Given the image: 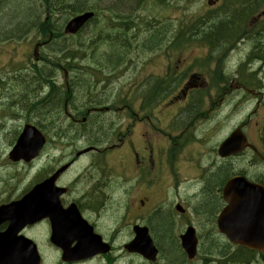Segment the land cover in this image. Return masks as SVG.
I'll use <instances>...</instances> for the list:
<instances>
[{"label":"rangeland","instance_id":"374dc122","mask_svg":"<svg viewBox=\"0 0 264 264\" xmlns=\"http://www.w3.org/2000/svg\"><path fill=\"white\" fill-rule=\"evenodd\" d=\"M66 1L74 2L73 5L75 7L85 4L82 0ZM127 1L128 3L124 4L135 3H132L131 8H128L123 3L119 6L117 4L105 5L108 3L106 0H90V5L97 7V19L77 37L67 38L70 47L80 45L83 49L78 51H61L58 49V46L52 45L43 50L42 61L36 65H34L33 50L38 33L34 27L39 22V18L28 19L30 18L28 16L31 15V17L36 18L39 15L42 16V12H45V0L0 1V204L21 197L22 193L30 185L40 179L41 174L44 175L45 171H48L50 167L63 159L67 152L73 151L75 146L78 149L86 145L101 144L107 138L106 129L108 124L105 123L104 126H98L101 122L98 123L97 114H92V118L87 120L85 125H73L71 123V119H68L64 113L68 98L72 99V105L68 104L69 112L72 113L73 109H75L73 113L75 111L80 112L81 110L82 113H79L78 117L82 121L85 111L93 107L88 105L90 101H95L94 106L96 107L120 106L121 102L115 97V92L138 93L144 91L152 75L163 73L162 68L165 67V64L170 63L172 65L174 74L177 73L179 67L181 70L189 72H195L198 69L201 47L196 42L183 44L178 49L166 50L168 45V37H166L161 42V48L155 47L158 50L155 48L151 49L160 40L162 34L150 35V32L145 31L140 26L139 28L127 31L131 37L130 40L128 39V43H132V46H120L119 42L121 41L118 40V33L122 30L110 25L106 18L109 15L108 11L112 10L116 14L114 16L118 21L120 18V20L127 22L124 20L125 16L132 17L134 13L133 6L139 3L138 0L131 1L130 3L129 0ZM198 1L201 2V0ZM149 3L150 1H145L141 11ZM174 3L181 6L185 5V3L179 0H174ZM196 6L197 4L192 5L190 10H194ZM53 11L62 13L59 8ZM153 11L151 7L138 14H142L143 17H153L151 15L154 13ZM175 11L177 10L175 9ZM41 19L44 18L42 17ZM198 19L188 21L189 25L187 27H195L196 20ZM234 19L231 18V20ZM227 20L224 23L226 25L229 23ZM214 23L215 20L212 19L206 27H212ZM231 28L234 31V27ZM97 34L100 38L94 39L93 37ZM5 37L19 38V42L3 40ZM101 39L103 42H101ZM229 39H232V37ZM262 41L257 42L256 38L253 41L247 40L241 47V51L235 53V57L231 58L232 65L234 66L237 61L244 57L255 44L256 48L261 51L263 48L258 45ZM57 42L61 41L57 40ZM171 50L174 54L173 62L167 56V51L171 52ZM66 52L76 53L78 56L73 64L76 68H73V70H71V65L61 61ZM54 59H58V62H55ZM259 66V61L254 62L255 69ZM63 67L71 70L69 71V76L72 77L70 78L69 87L71 93L69 96ZM18 68L20 69L17 70ZM93 75L98 76L99 79H104L105 84L96 83ZM259 75L264 76L263 71ZM47 77L48 81H46ZM48 83H51L52 87L47 88L50 86ZM54 86L55 88L57 87L56 89L62 100L59 105H53L50 108L53 110L46 113L39 111L44 109V104L32 107L35 101L45 99ZM229 110L228 106H223L220 114L213 118V122L224 124L223 134L226 133L231 124L237 123L245 117L244 113H238L226 119V114ZM108 117L104 118L108 120ZM29 122L38 124L49 136L50 143L43 154L32 162H13L9 159L8 154L20 135L23 126ZM197 123L199 124V122ZM203 124L204 122H200V126L195 129L197 133L200 132V128H203ZM90 136L94 137V139H91ZM136 139L141 143V139L138 136ZM95 156V153H89L79 160L75 164L76 168L67 175L64 182L69 181L73 175L82 172L86 166H89L94 161ZM117 158L118 154L108 156L111 175H118L119 169H112ZM91 171L96 175L97 171L93 169ZM157 200L161 205H164V211L167 213L166 204H171V199L167 198L165 194H160L157 195ZM193 200L191 199V202ZM89 204L91 205L90 202ZM124 205L125 199L118 195V200L114 202L111 200L107 201L99 214L88 211L87 216L98 220L100 229L109 236L114 229L115 221L113 218L108 217V214L112 208L121 209ZM195 205L198 208V212L196 211L193 221L198 224L202 219L201 206L197 203ZM184 220L192 222L190 215L185 216ZM163 224L165 225V222ZM159 227L165 230V227L161 224ZM200 228L202 227L200 226ZM181 230V223L176 226L175 230L174 226L170 229V235L172 236H169L167 240L170 239V243L175 246L174 253H172L171 247L163 243L162 240H158L157 243L162 250L159 264H203L207 262V259L212 261L211 264L235 263V261L230 260V257L235 252V248L230 243L223 241L216 243L201 242L197 257L194 260H189L176 240L175 233L179 237L178 234ZM25 233L39 244L44 257V264H66L61 261V252L50 243L47 229H45L43 223L31 229L29 228ZM158 236L161 238L162 234ZM120 245L122 244H117L116 246L119 247ZM118 253L121 255L119 257L121 260L115 264H147L140 256L125 254L121 250H118ZM81 264H106V261L104 259H95Z\"/></svg>","mask_w":264,"mask_h":264},{"label":"flooded vegetation","instance_id":"af4514ba","mask_svg":"<svg viewBox=\"0 0 264 264\" xmlns=\"http://www.w3.org/2000/svg\"><path fill=\"white\" fill-rule=\"evenodd\" d=\"M106 1H108V3L105 5L114 4L112 0ZM145 1L147 0H139V3L133 6V11L135 13L132 14V17L125 16L126 18L124 20L127 22H124L119 18V28L122 30L120 33H118L120 37L119 40L121 41L119 42L120 46H132V43H128L131 37L127 31H131L143 25V22L138 18L137 13L138 11H141ZM148 1H160L161 6L169 5L168 0ZM82 2L85 4L80 7H75L73 5L74 2H67L66 0H48V3L53 7V10L59 8L61 9L62 13L52 10L51 13L47 14L46 20L41 19V15L37 16V18H39V22L37 25H35L34 29L36 31L41 30L46 33L48 32V25L53 26L56 32L55 34L51 33V36L55 38L54 46H58V49L61 51H78L83 49L80 45L76 47H70L68 45L69 40H67V38L61 33V29L64 26L66 19L72 20L75 18L73 15L74 12L89 11L90 9L95 8L94 6L90 5V0H82ZM223 5V0H207L202 4V7L198 10V13H200L203 18L220 20L224 16H228L230 12L227 10V5L225 7ZM166 9L167 10L165 14L167 15L169 8L167 7ZM108 12L110 16L115 17L114 15L116 14H114L112 10H109ZM56 15L62 17L55 21L50 20L51 16ZM97 15V12L92 13V16ZM218 24L221 23L216 21V26L214 27L201 28L200 32L202 33L204 40V49L202 50L201 58L204 60L205 65L202 67L199 77H189V79L185 81L188 86H185L184 90L182 91V95L184 97L189 95L190 92L186 91L189 86H199V92L201 94V98L199 100V114H197L199 117H207V115L215 108L217 104H222L224 99L230 98L237 91V94L240 93V91L243 93H240V96L244 97L250 109L244 117V120L240 124H235L230 129L229 133H227L223 138L219 137L222 127L221 124L210 123L207 127H205L201 140V164L197 165L199 172H181V169L176 166L175 159L178 155L177 149L181 147L179 141L171 138L166 142V147L158 145L159 135L157 131L158 125L156 123L161 121V119L159 118L158 114L155 113L157 110L156 108H144L142 101L138 102V106L135 108L130 106H126V108H117L118 105H109L98 108L94 106V103H96L95 101H90L88 105L93 107L85 111V116L83 117L82 121L78 117V114L82 113L81 110L80 112L75 111L73 113L75 110L73 109L72 113L69 112L71 114L73 125H85V122L92 118V114H97L98 123L101 122L99 124L97 123L98 126H104L105 123H107L109 127H112L115 121V117L110 115L111 112H122L118 119L124 132L119 134L118 140L120 141V144L116 145L113 151L118 150L120 152H124L125 161L122 165L123 175H119V179L114 183H112L113 181L111 175H77L72 180L71 184H76L78 186L85 183L86 187L83 191V198L85 201L86 196L90 194L87 197V201L93 204L92 206L94 210H99V208L106 205L107 201L115 198L118 195L115 193V187H118L121 198L125 199V205L121 209L119 208V210H113V217L116 221H120V226L123 228L128 226L132 230L136 222H131L127 225V220L132 217V215H138L140 217L138 221L142 224L148 225L150 231L152 228L154 231L156 230L157 233L155 232V234L157 237H159L158 228L160 222L156 223L158 207L156 206L154 208L155 203L158 201L157 195H160V192H164L168 195V198L172 200L175 198L173 201L174 204L178 203L182 205L184 203H189L190 188L189 185H185L182 181V177H184V175H197L199 178V203L203 215V222L201 223V226L204 230L200 239L203 243L218 242V236L215 235L216 232H214V230L218 219V212L221 211L227 204L226 200H224V191L230 185H232V182H230L231 179L235 177H243L246 181L257 184L253 187L255 189H252V192L255 193V196L252 199L251 205L253 208L264 211V84L256 81L257 76H254V73H250V69L248 67L246 68L244 74H207L208 70L217 71V69H220L222 65H225V63L222 62V57L224 58L225 55H227L226 53L233 51L232 45H226V43L223 44L222 35L223 32L230 34L234 31L229 26V28L226 27V29H223ZM89 25L90 22L88 26ZM246 32L248 31H245L244 33ZM157 34L161 33H156V35ZM97 35L93 38H100V36ZM209 35L212 37L214 42H217L216 44H211V41L207 38ZM163 37L164 33L162 34L160 40ZM57 40L61 41L60 44L57 42ZM101 42H103L102 39ZM157 42L151 48L157 45ZM258 46L264 48V40L259 43ZM77 57L78 56L76 53H72L71 60L61 61L65 62V64L71 65V70H73V68H76L73 64ZM207 61H209V65L206 64ZM63 68L65 73V83L67 86H69L68 83L70 84V79H68V75H70L69 71L71 70L68 71V68ZM93 78L96 79V83L105 84V81L103 79H99L98 76L93 75ZM194 79L198 80V84H193L192 80ZM68 89L70 90V88ZM69 90L68 96L71 93ZM155 91H157V89ZM245 101H242L243 103L236 101L233 104V111L235 113L238 112ZM68 104L72 105L71 98H68L64 108V113L67 115V118L70 119L69 115L66 113ZM185 108V105H183L181 102V95L171 96L169 107L166 110H172L175 112V114L168 117V123L166 127L173 125L174 117L180 115L181 112L185 110ZM146 111L149 113H145ZM186 111H190V109H186ZM186 113L187 112H183V114ZM106 116H109L108 120L104 118ZM254 119L256 121H254ZM186 122L194 123V120L190 118ZM138 127H146V129L140 133V137L144 141V146H136V148L134 139L136 136V129ZM183 131L181 133H183ZM232 132H239L241 136L246 138V141H243L245 146L237 153L228 156H222L220 154V146L224 139H226ZM127 150H129L131 154V160L129 161H126L127 156L125 153ZM188 153L189 152H187V154ZM73 160H75V158ZM185 166L186 165H183L182 169L187 167L190 169V165L186 167ZM222 171L224 174L221 173ZM142 175H148V178H143ZM214 175H218L219 179H214ZM63 179L64 177L61 176L58 183L61 184ZM213 181H216V183H214L213 194L216 195L217 202L212 212L208 213L207 208H205V195L208 183L210 184ZM128 190L130 191L129 193ZM231 190H234V188H231ZM64 201L67 204L75 203L72 202L74 200L68 201L67 198H64ZM75 201L80 209L84 208L85 211H88L92 208L91 205L85 206L80 199H75ZM172 217L173 221L179 224L182 223L180 219L174 218V216ZM170 220L171 219L169 218L167 221L171 225L172 229L173 224ZM127 234L128 233L126 232V235ZM169 236L172 235L169 234ZM211 263L212 261L207 259L206 264Z\"/></svg>","mask_w":264,"mask_h":264},{"label":"water","instance_id":"95a60500","mask_svg":"<svg viewBox=\"0 0 264 264\" xmlns=\"http://www.w3.org/2000/svg\"><path fill=\"white\" fill-rule=\"evenodd\" d=\"M90 15L91 13H87L72 20L67 27V31H76ZM44 143L45 137L42 132L36 126L28 124L10 156L14 160L24 158L29 161L39 153ZM62 170L57 171L46 183L45 201L41 197L42 186L38 185L21 201H15L0 207V225L3 222L10 221L7 229L0 231V264H41L36 244L23 235H19V232L27 224L34 223L46 216L50 217L52 221L54 243L64 250L63 260H81L100 252L106 253L109 251V245L102 244L99 240L92 241L87 236L89 226L82 219L76 206H72L67 210L62 209L59 201L61 191H58L53 185ZM240 211L242 213V210ZM254 226L256 227L254 241L239 244L264 250V223H262V226L259 223ZM249 236L251 238L253 234L250 233ZM182 238L183 247L188 252L189 257L193 258L197 252L195 232L189 229ZM76 239L78 240L77 245L75 248H71ZM257 240L258 242H256ZM127 249L142 253L151 260H155L158 253L152 240L140 229L137 230L135 240L127 245Z\"/></svg>","mask_w":264,"mask_h":264},{"label":"trees","instance_id":"16d2710c","mask_svg":"<svg viewBox=\"0 0 264 264\" xmlns=\"http://www.w3.org/2000/svg\"><path fill=\"white\" fill-rule=\"evenodd\" d=\"M131 1H134V0H129V3L131 2ZM139 1V0H138ZM112 2L114 3V4H117L118 6L119 5H122V3H123V5L124 6H126L127 4H124V3H128V1L127 0H112ZM132 3H135V2H132ZM132 3L131 4H128L127 6H128V8L132 5ZM134 5V4H133ZM131 8V7H130ZM34 10H35V8H34ZM36 11V10H35ZM28 17H30V18H28V19H33V18H35V19H38V18H36V17H31V15H29ZM222 27H223V25H222ZM224 28L226 29V26L224 25ZM63 60L65 59V60H69V59H72V56H71V53H69V52H66V53H64V56H63V58H62ZM55 60V62H58L57 60L58 59H54ZM38 73H39V75H40V72L38 71ZM46 81H48V77L46 78ZM49 85H50V87H52V84L51 83H48ZM57 88V87H56ZM55 88V86H54V88L51 90V91H49V94L48 95H46V97H45V99H43V100H38V101H35V104L32 106V107H36V106H39V105H41V104H44L45 106L43 107L44 109H41V110H39L40 112H44V113H46V112H51L53 109H50L53 105H55V106H57V105H59V103L62 101L61 100V97L59 96V93H58V91H57V89ZM55 89V90H54ZM42 101H44L43 103H42ZM39 103V104H38ZM44 110V111H43ZM54 114V113H53ZM94 136V135H93ZM91 137V139H94V137H92V136H90ZM222 174H224V172L222 171L221 172ZM215 178H217V179H219V177H218V175H214V179ZM214 183H216V181H213L212 183H208V185H207V190H206V206H205V208H207V210H208V213H211L212 212V210L215 208V206H216V202H217V197H216V195H214L213 194V189H214ZM165 219H169V217L167 216V215H165V216H163V215H158L157 216V220H156V223H159V221H160V224L163 226V227H165V230H162L160 227L158 228L159 229V234H162V236H161V238H159L158 237V240L160 239V240H162V242L163 243H165V244H167V246H169V247H171V249H172V253H174V251H175V246L174 245H172L171 243H170V239L169 240H167L168 239V237H169V234H170V229H171V225L168 223V221L167 220H165ZM171 221V220H170ZM165 222V225L163 224ZM155 232L157 233V231L155 230ZM170 249V250H171ZM164 252V251H163Z\"/></svg>","mask_w":264,"mask_h":264},{"label":"bare ground","instance_id":"6f19581e","mask_svg":"<svg viewBox=\"0 0 264 264\" xmlns=\"http://www.w3.org/2000/svg\"><path fill=\"white\" fill-rule=\"evenodd\" d=\"M37 1V0H36ZM141 3V2H140ZM96 7V6H95ZM91 10V9H90ZM135 13V12H134ZM95 15V14H94ZM127 15V14H126ZM133 16V15H132ZM122 18V17H121ZM75 18H73L72 20H74ZM131 19H133V18H131ZM130 19V20H131ZM126 25V24H125ZM124 31V30H123ZM120 33V32H119ZM232 33V32H231ZM234 33V32H233ZM121 36V35H120ZM120 38V37H119ZM126 39V38H125ZM119 40V39H118ZM124 41V40H123ZM59 44H60V42H59ZM65 44V43H64ZM130 47V46H129ZM129 49V48H128ZM261 51H264V50H261ZM61 52V51H60ZM64 56V55H63ZM71 56H72V53H71ZM63 58V57H62ZM61 58V60H63ZM65 60V59H64ZM69 60H71V59H69ZM69 71V70H68ZM65 74V73H64ZM44 77H46V76H44ZM65 77V76H64ZM52 79V78H51ZM66 79H67V75H66ZM68 79H70V76L68 75ZM49 80V79H48ZM66 82V81H65ZM53 83H54V81H53ZM49 85V84H48ZM68 85H70L69 83H68ZM67 86V85H66ZM47 88H50V86H48ZM68 88H70L69 86H67V89ZM69 90V89H68ZM48 91V90H47ZM70 91V90H69ZM19 102V101H18ZM20 105V104H19ZM99 108V107H98ZM102 108V107H101ZM16 114V113H15ZM92 145V144H91Z\"/></svg>","mask_w":264,"mask_h":264}]
</instances>
